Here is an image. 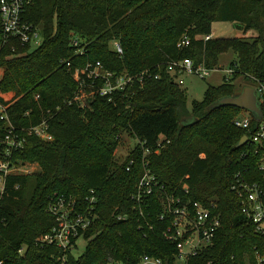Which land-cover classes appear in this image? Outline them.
Segmentation results:
<instances>
[{"label": "trees", "instance_id": "1", "mask_svg": "<svg viewBox=\"0 0 264 264\" xmlns=\"http://www.w3.org/2000/svg\"><path fill=\"white\" fill-rule=\"evenodd\" d=\"M25 1V19L40 29L43 43L33 50L19 45L0 50V106L5 111H0V138L9 125L22 129L47 120L54 140L27 137L24 149L12 156L13 164L38 165L39 172L5 177L0 263L138 264L148 256L173 264L176 244L163 237L166 224L159 221L162 194L155 192L140 206L143 216L132 200L146 165L167 194L184 202L217 204L221 227L213 244L190 264H264V236L244 219L232 191L239 181L264 191L255 146L235 148L244 136L251 138L261 122L250 117L249 129H240L234 121L242 110H210L239 93L237 79L253 86L264 81V0ZM214 23L233 24L244 37L205 41ZM248 32L256 37H246ZM2 37L0 31V41ZM183 37L190 39V46L179 49ZM114 42L123 56L113 51ZM80 50L84 55L77 54ZM228 52L237 57L232 79L209 87L204 100L188 111L179 76L169 72L167 64L190 59L214 70ZM96 62L111 72L150 71L153 78L143 89L115 95L113 102L93 97L89 108L82 109L72 103L78 92L73 74ZM3 115L7 120H1ZM124 134L144 146H136L127 161L118 164L114 154ZM145 150L150 151L146 158ZM57 195L73 199L79 214L92 215L83 235L87 244L78 257L75 240L66 253L37 243L56 225L49 207Z\"/></svg>", "mask_w": 264, "mask_h": 264}, {"label": "built area", "instance_id": "2", "mask_svg": "<svg viewBox=\"0 0 264 264\" xmlns=\"http://www.w3.org/2000/svg\"><path fill=\"white\" fill-rule=\"evenodd\" d=\"M26 3L28 2L25 0H0V31L3 36L0 41V50L8 45L28 46L31 50L37 49L42 45L43 37L40 29L34 27L25 19ZM210 39H212V36L204 38L205 41H209ZM72 45L77 47L78 41L73 39ZM189 46L190 39L188 37H183L178 43L179 49ZM112 48L117 55L123 56V50L118 42L112 43ZM77 54L84 55V51L80 50ZM67 66L70 67V64H67ZM167 68L169 72L175 73L179 77L187 74L206 79L213 72V70L207 69L204 65L196 66L190 59L171 61L167 64ZM227 73L232 76L234 70L230 68ZM2 76L3 71L0 70V81ZM73 78L78 85V92L73 98L72 103H77L82 109H87L89 108V101L93 97L98 96L106 98L109 102H113L115 95H125L126 92L137 88L143 89L146 82L151 80L153 76L150 71H144L137 75H131L127 72H111L105 69L100 62H96L88 63L83 68L75 69ZM155 79L160 78L155 77ZM178 83L180 85L183 84L179 79ZM254 89L263 111L264 81H258ZM0 97H2L1 94ZM0 111L2 113L5 112L1 106ZM1 120H7V116L3 115ZM234 123L240 129H249L251 118L241 116L236 118ZM32 136L45 142H52L54 140L53 136L49 133V123L47 120H43L36 126L22 129L9 125L5 136L0 138V156L2 157L0 160V195L4 193L6 176L32 174L23 170L24 168H20L21 165L13 164L12 161L13 154L23 150L27 137ZM163 139L161 138V141ZM249 143L255 146L256 153L260 154L258 170L264 174V121L260 123L256 133L251 138H248ZM137 146L143 148L144 144L138 141ZM158 147H160L159 144ZM143 155L146 158L150 155V151L145 150ZM134 162L133 160L130 162L127 168L128 172H130V167ZM164 190V186L159 184L156 177L145 165L136 188V194L132 200L136 208H138L139 215L143 216L140 206L147 202L155 192L162 194L161 204L164 213L159 217V221H165L166 224L163 237L166 241L176 244L177 254L173 264H190L191 259L197 257L213 244L216 234L221 227V216L217 214V204L210 203V205H204L197 202H184L180 197L175 198L164 192ZM232 191L240 200L241 214L244 219L248 223L255 225L257 233L264 236L263 189L257 184L239 181L237 186L232 187ZM185 194H189L188 190H185ZM54 199L52 205L49 207V212L55 218L56 225L49 234L38 238L37 243L42 246H56L66 253L74 247V240L77 244L80 239H83L84 233L91 226L92 215L89 218L85 214H79L76 210L75 201L67 199L64 195L54 196ZM93 200L94 198H91V202ZM66 205L70 209V213L67 215L64 213ZM23 252V249L19 251L20 254H23ZM108 264L122 263L110 260ZM138 264H164V262L160 259L144 256Z\"/></svg>", "mask_w": 264, "mask_h": 264}, {"label": "rangeland", "instance_id": "3", "mask_svg": "<svg viewBox=\"0 0 264 264\" xmlns=\"http://www.w3.org/2000/svg\"><path fill=\"white\" fill-rule=\"evenodd\" d=\"M236 33L238 32L235 31L233 24L214 23L212 25V34L215 39L244 37L242 34L235 35ZM236 61L237 57L232 52H228L220 57L218 66L213 70V72H211L210 76L206 79L199 78L196 75L184 74L181 76V80L183 82L181 88L186 94L188 111H192L194 102L201 103L204 100L205 93L209 87L221 86L223 84L228 83L232 79V76H230L227 71L231 68V65ZM234 86L236 87L238 92H240L245 87L255 88V86L246 82L243 78L234 81ZM241 116L250 118L253 117V114L248 111H243V113L239 117ZM118 141L119 144L114 154V158L118 164H122L127 161L131 153L134 151V148L138 145V140H135L127 134H124L118 139ZM20 168H24L23 170L28 171V173H32V175L39 172L38 165L24 164L21 165ZM64 213H66L65 215L70 213L68 205L65 206ZM86 244L87 242L84 239H80L78 241L77 249L75 250L76 257L84 253Z\"/></svg>", "mask_w": 264, "mask_h": 264}, {"label": "water", "instance_id": "4", "mask_svg": "<svg viewBox=\"0 0 264 264\" xmlns=\"http://www.w3.org/2000/svg\"><path fill=\"white\" fill-rule=\"evenodd\" d=\"M222 106H232L242 111H248L253 114L254 119L258 122H262L264 119V112L258 102L256 91L251 87L243 88L233 97L221 99L216 105L211 106L210 110H214L216 107L218 108ZM247 144L248 137L244 136L235 148L239 150Z\"/></svg>", "mask_w": 264, "mask_h": 264}, {"label": "crops", "instance_id": "5", "mask_svg": "<svg viewBox=\"0 0 264 264\" xmlns=\"http://www.w3.org/2000/svg\"><path fill=\"white\" fill-rule=\"evenodd\" d=\"M233 27H234L235 31H237V29L235 28L234 25H233ZM237 32H238V33H236L235 35H238V34H242V35H243L242 32H239V31H237ZM211 36H212V39H215L214 36H213V34H211ZM246 37H248V38H255V37H256V34H255L254 32H248V33L246 34ZM236 38H238V37H236ZM179 80H181V77H179ZM181 81H182V80H181Z\"/></svg>", "mask_w": 264, "mask_h": 264}]
</instances>
